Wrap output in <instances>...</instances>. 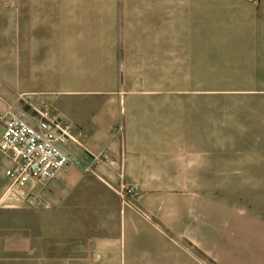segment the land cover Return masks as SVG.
I'll return each mask as SVG.
<instances>
[{
  "label": "crops",
  "instance_id": "crops-1",
  "mask_svg": "<svg viewBox=\"0 0 264 264\" xmlns=\"http://www.w3.org/2000/svg\"><path fill=\"white\" fill-rule=\"evenodd\" d=\"M248 22L264 68V0ZM177 51L176 0H0V142L9 111L36 125L48 106L79 143L63 146L73 164L57 179L11 192L17 166L0 149V264L259 263L242 245L256 227L209 229L221 207L171 194L189 188V150L162 141L177 114L162 98L177 90ZM91 180L114 192L97 210L83 197ZM125 186L141 195L123 197Z\"/></svg>",
  "mask_w": 264,
  "mask_h": 264
},
{
  "label": "rangeland",
  "instance_id": "rangeland-1",
  "mask_svg": "<svg viewBox=\"0 0 264 264\" xmlns=\"http://www.w3.org/2000/svg\"><path fill=\"white\" fill-rule=\"evenodd\" d=\"M251 4L176 0L177 90L162 98L176 99L178 107L163 126L162 141L171 138L174 147L189 150V188L171 194L189 195L194 207H221L209 229L232 232L239 221L256 227V233L242 236V245L257 251L258 264H264V68L255 59ZM119 191L130 199L141 195L135 187ZM113 194L91 180L83 197L97 210L98 197L110 200Z\"/></svg>",
  "mask_w": 264,
  "mask_h": 264
},
{
  "label": "built area",
  "instance_id": "built-area-1",
  "mask_svg": "<svg viewBox=\"0 0 264 264\" xmlns=\"http://www.w3.org/2000/svg\"><path fill=\"white\" fill-rule=\"evenodd\" d=\"M257 3V0H251ZM38 123L33 125L24 118L9 111L1 119L3 137L0 149L10 154L16 163V170L7 172L11 180L9 191L24 188L31 181L55 180L73 160L63 149L69 142L79 144L73 137L71 126L52 114L51 108L42 106L34 109ZM125 133L123 126L114 130L115 137ZM108 161L105 154L95 156L85 173L93 174L94 165Z\"/></svg>",
  "mask_w": 264,
  "mask_h": 264
}]
</instances>
